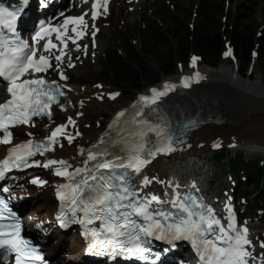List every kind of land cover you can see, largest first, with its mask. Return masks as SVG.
Listing matches in <instances>:
<instances>
[{
  "label": "snow or ice",
  "instance_id": "1",
  "mask_svg": "<svg viewBox=\"0 0 264 264\" xmlns=\"http://www.w3.org/2000/svg\"><path fill=\"white\" fill-rule=\"evenodd\" d=\"M108 0H103V6L107 11L106 5ZM97 0L92 4V20L97 17ZM18 9L9 10L0 6V24L6 25L9 31L15 32L12 21L15 19ZM85 15L67 16L63 25L41 24L38 31L35 32L33 46H29L27 41L16 39L13 44L0 39V77L7 81V93L9 98L0 103V129L3 130V136L0 137V143H10L12 133L10 127L17 125H34L32 117L47 115L52 117L53 103H59L58 97L64 96L61 85L56 81H46L42 76L30 75L21 79L26 73L47 72L49 68L58 70L61 79L67 80L63 68L66 53L58 45L48 39L43 44V49L48 52L51 49H57L55 63L50 62V56L40 54L37 56V48L34 46L38 43L37 37L44 39L50 37L52 33L56 34V40L60 41L64 47H67L69 40L77 49H84L87 54V45L76 43V40L88 35V22ZM71 24V32L75 35H68L64 38V33ZM80 25V29H77ZM91 27L95 28L93 23ZM96 32H91L93 37V47H95ZM11 39V37L9 38ZM27 49V51H25ZM226 52L225 55H229ZM95 55V53H93ZM75 59H79L76 57ZM196 57L192 58V64L195 66ZM67 67H74L72 57H68ZM200 78L197 72L194 74ZM191 77H184L182 82L188 86ZM64 87H67L65 85ZM101 87V85H97ZM175 85L165 82L163 88H153L150 91L152 96H140V101L155 103L160 97L167 94ZM119 95L113 91L107 93L109 98H115ZM104 94H99L103 98ZM61 109L64 104L59 103ZM76 115H82L77 113ZM125 115V111L116 113L114 123L119 122V118ZM136 116H141L137 111ZM76 121L72 116L67 118L66 124H60L51 131V134L42 141L28 139L23 143L15 144L8 150V155L0 161V178L4 177L5 171L9 168H22L31 165H59L55 169V174L67 177L71 181L68 184L59 185L57 196L62 200L65 198V192L61 190H70L68 193L72 205L76 206L83 212L81 223L87 219L88 223L94 220L100 221V233L106 234L108 240L104 247H111L112 253L116 254L117 249L121 254H129L140 259H147L144 255L150 253L148 247L149 241L145 237H155L159 240H166L172 243L175 240L186 239L191 241L197 254L200 256L202 264H256L259 259L260 264H264V253L259 256L254 255L255 245L249 238V229L246 222L238 225L234 215L231 213L229 206V217L227 224H223L221 219L216 217L211 205L203 202L202 197H196L191 193L183 196L176 192L179 185H171L174 191L172 208L177 211L173 213L167 209H153L152 203L160 204L162 201L156 194L141 196V188H138L131 182L128 169L139 173L141 168L150 162V159L159 153H168L175 150L174 137L169 131V125L160 120L154 123L147 119L135 121L136 127L128 130L125 136L111 141V150L109 148L97 149L93 146L86 153L87 159L84 160V167H77L72 172L68 171L71 165L63 159H30L37 154L43 155L44 151L53 149L57 143V137L64 136L69 143L73 140V135L69 134L66 129L69 124L75 125ZM112 125H109L111 128ZM153 133L156 142L151 147L146 148L147 133ZM29 137L34 134L26 133ZM76 136L81 135L79 131L75 132ZM103 143V138H101ZM54 150V149H53ZM84 152L83 148L79 149ZM89 162H92L89 167ZM117 169L124 170L117 173ZM81 179L76 181L75 176L81 175ZM156 177L144 176L141 184L147 185L156 180ZM35 183H45V181L34 178ZM164 183V181H159ZM195 187V182H193ZM4 191H8L4 188ZM198 191V189H197ZM167 195V193H165ZM7 208L5 201L0 199V217L3 209ZM75 214V208L73 209ZM15 216L14 213H10ZM64 215L63 211L58 214V218ZM21 225L17 221L10 224L7 228L0 225V249L14 252L16 254L15 264H30V260H40L41 256L36 248L31 245V241L25 239L21 234ZM93 236H97V229H92ZM211 237V238H210ZM259 246L264 249V240L259 241ZM95 247V245H93ZM158 255V254H157Z\"/></svg>",
  "mask_w": 264,
  "mask_h": 264
},
{
  "label": "bare ground",
  "instance_id": "2",
  "mask_svg": "<svg viewBox=\"0 0 264 264\" xmlns=\"http://www.w3.org/2000/svg\"><path fill=\"white\" fill-rule=\"evenodd\" d=\"M192 0H173L179 6ZM209 75V81L191 92L177 97L175 103L185 111H199L201 119L212 118L194 133L191 141L194 143V150L199 143L206 145L213 139H225L231 141L234 136L239 140L237 144L244 145L247 156L256 154L264 155V83L263 77L251 83L239 84L232 77L229 67L219 69H205ZM211 78V79H210ZM240 82V81H239ZM250 86V87H249ZM247 88V89H245ZM81 92V90H78ZM248 95V96H247ZM82 97L88 95L81 94ZM100 105L96 101L90 102L84 109L85 114L88 109ZM70 109L68 113L70 114ZM85 116L81 121H83ZM78 126V125H77ZM83 140V138H81ZM72 149V148H71ZM4 150L0 147V151ZM160 166L156 163L151 172H158ZM153 177V176H152ZM151 178V177H150ZM154 182L162 181L161 177H156ZM157 194L158 192H152ZM43 196H39L36 204ZM46 210V208L44 209ZM43 210V211H44ZM28 214L33 218L37 213L34 209H29ZM64 247V246H63ZM56 248L48 244V251L51 255L56 252Z\"/></svg>",
  "mask_w": 264,
  "mask_h": 264
},
{
  "label": "rangeland",
  "instance_id": "3",
  "mask_svg": "<svg viewBox=\"0 0 264 264\" xmlns=\"http://www.w3.org/2000/svg\"><path fill=\"white\" fill-rule=\"evenodd\" d=\"M195 1L196 0H192L189 3V5H190L189 9L185 8L186 5H183V6L178 7L177 8L178 9V12L176 14H173L172 13V9H170L168 7H166L164 10H159L158 7L160 5H156V6H154V9H157L155 11H156V13L158 15L155 16L154 19L157 18V17L159 18L160 17V14L163 13L164 14V25L166 27H168L169 29H172V27H174V25L176 24L174 22V20L176 19V17H178L180 20H183L185 22V24H187L188 22L191 21L190 9L194 6ZM207 1H209V3H210V11H211L208 14H209L210 17H213L215 19V22H216V24H213V25L210 24L208 26H209V29L210 30L214 31V30H216L218 28V26L220 27L219 21L221 22V16L223 14V9L218 6L219 5V0H204V4ZM255 4H256L255 5L256 14L252 18V20L255 23V28H256V31H257V29L261 25L264 24V0H257ZM231 14H232V18H233L235 16V12H234L233 9H231ZM202 20H203V16H201L200 18H197L196 25H199V23H202ZM149 21L151 23H154L151 18L149 19ZM155 25H156V28H157V32H160L159 26L157 24H155ZM174 34L177 35L176 39L175 40L174 39L173 40H170L169 39L168 42L162 43L158 47V51L167 54V53L172 52L175 49H177L178 44H182V46L184 47V44L186 43V36H187L186 30L185 29H181L179 31L176 30V32L172 33V35H174ZM142 36L143 37H148L149 36V32L146 33V35H142ZM144 40H145V38H144ZM155 57H156L155 54H152V55H149L147 57V59H146L145 65L148 66L149 75L150 76L141 83V86L143 88L142 91H146L147 90V84L150 82V79H153L154 77L160 75V71L158 69V65H157V62L155 60ZM218 66L221 67L223 65L219 63ZM226 66H228V65H226ZM205 67H206V69H210L209 66H207V65ZM219 68H217V69H219ZM261 77H263L262 71L260 70L259 65H256L255 72L251 76V78H252L251 81H257ZM263 80H264V77H263ZM131 96H133V97H131ZM134 97H135V94L132 95V91L129 90V93L127 95H124V98H122L121 105L127 104ZM119 106L120 105L115 106V104L109 103L106 106L108 108V110L104 109L106 111L104 113H102V114H107L108 112L109 113H112ZM244 155L246 156V159L247 160L255 159L256 157H259L261 159H264V156H262L261 154H257L256 156H253V157L252 156H247L246 153H244ZM46 198L50 200V198H48V197H46ZM71 237H73V236H71ZM68 244H69V242H68Z\"/></svg>",
  "mask_w": 264,
  "mask_h": 264
},
{
  "label": "trees",
  "instance_id": "4",
  "mask_svg": "<svg viewBox=\"0 0 264 264\" xmlns=\"http://www.w3.org/2000/svg\"><path fill=\"white\" fill-rule=\"evenodd\" d=\"M246 35H241L238 30L233 35L234 42L236 43L237 49L239 53L242 56L243 64L246 65L249 61V52L250 48L253 45L254 41V33L250 30V28H247ZM197 44L200 50H206L210 55L211 59L213 61L217 60V55L219 48L222 45V41L219 37V35H209V34H200L197 35ZM262 43V50H263V56H262V67L264 69V37L260 40ZM188 44L186 45L187 50ZM180 56H184V53H180ZM158 64L162 72L168 73L174 70V57L169 55H159L158 56ZM146 74V73H145ZM145 74L141 73V71H138L134 67H130V74L129 78H125L123 81L126 82V86L135 85L138 86L140 80L145 76ZM127 76V75H125ZM229 157V164L232 165L231 167L235 170L238 169L239 165L246 166L245 161L241 156H228ZM249 167V170L252 169V173L255 175V180L257 182L260 181L259 178H262L264 180V167L258 168L257 163H252L250 165H247Z\"/></svg>",
  "mask_w": 264,
  "mask_h": 264
}]
</instances>
